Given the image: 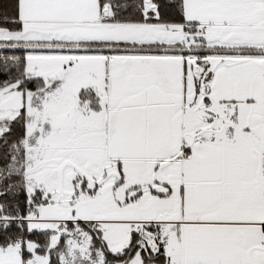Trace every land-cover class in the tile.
Returning <instances> with one entry per match:
<instances>
[{"label":"snow or ice","instance_id":"1","mask_svg":"<svg viewBox=\"0 0 264 264\" xmlns=\"http://www.w3.org/2000/svg\"><path fill=\"white\" fill-rule=\"evenodd\" d=\"M0 264H264V0H0Z\"/></svg>","mask_w":264,"mask_h":264}]
</instances>
